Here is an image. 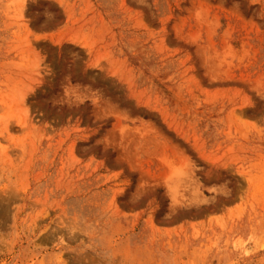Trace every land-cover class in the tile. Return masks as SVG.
<instances>
[{
  "label": "rangeland",
  "instance_id": "obj_1",
  "mask_svg": "<svg viewBox=\"0 0 264 264\" xmlns=\"http://www.w3.org/2000/svg\"><path fill=\"white\" fill-rule=\"evenodd\" d=\"M0 264H264V0H0Z\"/></svg>",
  "mask_w": 264,
  "mask_h": 264
}]
</instances>
